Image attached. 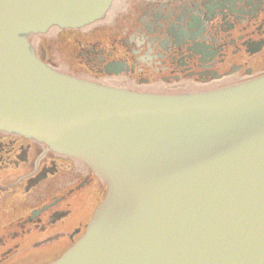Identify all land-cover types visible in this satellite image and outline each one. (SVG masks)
<instances>
[{
    "label": "water",
    "instance_id": "1",
    "mask_svg": "<svg viewBox=\"0 0 264 264\" xmlns=\"http://www.w3.org/2000/svg\"><path fill=\"white\" fill-rule=\"evenodd\" d=\"M113 0H0V131L87 164L107 192L53 264H264V76L157 96L60 74L28 38Z\"/></svg>",
    "mask_w": 264,
    "mask_h": 264
},
{
    "label": "flooded vegetation",
    "instance_id": "2",
    "mask_svg": "<svg viewBox=\"0 0 264 264\" xmlns=\"http://www.w3.org/2000/svg\"><path fill=\"white\" fill-rule=\"evenodd\" d=\"M47 33L48 48L28 40L49 68L139 94L196 95L264 76V0H114L99 21ZM106 191L83 161L0 131V264L58 261Z\"/></svg>",
    "mask_w": 264,
    "mask_h": 264
},
{
    "label": "rangeland",
    "instance_id": "3",
    "mask_svg": "<svg viewBox=\"0 0 264 264\" xmlns=\"http://www.w3.org/2000/svg\"><path fill=\"white\" fill-rule=\"evenodd\" d=\"M50 33V32H49ZM49 33L47 34H40V35H36L37 36V41L41 43V45L45 46V48H48V46H51L49 45ZM61 55V53H60Z\"/></svg>",
    "mask_w": 264,
    "mask_h": 264
}]
</instances>
